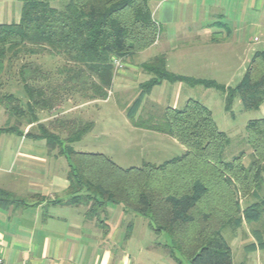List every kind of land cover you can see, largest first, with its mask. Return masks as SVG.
<instances>
[{"label":"trees","instance_id":"16d2710c","mask_svg":"<svg viewBox=\"0 0 264 264\" xmlns=\"http://www.w3.org/2000/svg\"><path fill=\"white\" fill-rule=\"evenodd\" d=\"M55 2L24 0L18 23L0 24V105L18 120L28 116L26 125L36 126L39 134L28 130L25 136L44 140L48 151L57 150L66 159L65 204L84 205L85 216L98 220L100 226V215L108 205H122L149 219L152 231L166 233L169 249L190 264H232L230 246L221 234L223 226L257 224L264 216V198L241 209L237 196H249L251 189L263 184L264 118L247 123L245 139L253 160L244 167L243 153L225 160L228 137L216 128L210 111L193 99L180 109L167 107L159 118L156 110L141 113L136 120L135 115L143 97L163 81L214 88L226 95L228 105L239 97L244 111L258 110L264 104V50L253 55L235 88L175 76L167 70L164 54L141 64L150 78L139 84L132 104H121V108L133 127L169 136L185 150L181 157L160 165L123 169L103 154L71 147L91 130V122L63 119L55 123L56 133L42 125L40 114L53 113L66 101H105L111 93L115 61L131 59L154 45L159 25L148 0H66L60 9L52 5ZM44 55L56 59L58 65L41 67L36 59ZM13 68L24 87L26 109L12 94L1 91L7 71ZM4 130L21 134L15 125L0 128ZM209 169L219 176L216 186L204 178L203 172ZM229 178L239 182V190L233 185L231 190ZM10 206L27 203L0 189V207ZM253 235L257 245L264 246L261 233L254 231Z\"/></svg>","mask_w":264,"mask_h":264},{"label":"rangeland","instance_id":"374dc122","mask_svg":"<svg viewBox=\"0 0 264 264\" xmlns=\"http://www.w3.org/2000/svg\"><path fill=\"white\" fill-rule=\"evenodd\" d=\"M7 2L15 6L17 0H0V3ZM66 0H57L52 5L55 8H62ZM171 25L167 26V31L161 30L157 41L148 49L135 54L131 59L118 61L120 69H116L113 78L111 93L105 101L95 103L75 104L74 101L61 103V107L53 113H41L40 117L45 118L42 125L46 129H54L56 133L59 128L55 123L63 119H71L81 122H91V130L78 142L71 144V147L78 152L100 153L110 158L116 165L123 169L130 167L141 168L144 164L160 165L173 158L181 157L184 147L175 139L156 132L138 129L132 126L124 110L132 104L139 91V84L146 82L150 76L141 68V64L150 61L159 54H164L167 70L175 76H187L188 78L201 79L207 82H214L225 88H235L249 68L253 55L262 50L261 45L238 47H216L215 49H183L176 48L174 51L170 47L174 35L178 33L180 19L174 18ZM36 63L45 69H53L58 65L54 58L44 55L36 59ZM15 69L8 70L1 91L12 94L26 109L27 98L23 85L16 79ZM182 76V77H183ZM193 99L205 106L211 113L216 128L226 134L229 139L225 146L224 158L231 161L243 153L242 164L248 167L253 160V155L246 142V126L251 120L264 118V104L258 110L244 111L239 97H234L230 104L226 102V95L214 88H206L198 85L190 87L187 84L168 83L163 81L153 86L149 93L142 99L139 110L135 115V120L141 117V113L157 112L158 118L167 108H182L186 100ZM10 126L15 125L24 137V129L27 126V117L18 120L14 116L5 113L0 105V127L5 125L6 120ZM20 122L19 124L15 123ZM28 130L33 135H38V128L29 125ZM66 131H62L65 137ZM4 139H14L15 145L22 142L20 136L3 135ZM1 137V138H2ZM19 137V139H18ZM5 147L10 151L14 144ZM13 141V140H12ZM22 143L19 144L21 146ZM57 152V150L53 151ZM60 168L67 169V161L62 157L55 159ZM53 161V158L50 160ZM263 184L260 189H251L250 195L238 196L239 207L244 209L249 204L259 202L264 198V162ZM204 178L210 186L219 184L218 174L209 169L204 171ZM233 189L239 190V182L229 178ZM235 185V186H234ZM235 187V188H234ZM241 195V196H240ZM123 233L126 234V224L132 223V241L146 244L145 246H164L170 245V237L166 233H154L148 225L150 220L146 217L129 211L123 215ZM232 221V220H231ZM144 225V228L142 227ZM259 231L264 242V216L257 224H247L242 222L239 227L235 224H226L221 230L223 238L230 246L232 253V264H264V246H258L253 232ZM117 251V250H116ZM182 259V264H190L189 261Z\"/></svg>","mask_w":264,"mask_h":264},{"label":"crops","instance_id":"0c3cea01","mask_svg":"<svg viewBox=\"0 0 264 264\" xmlns=\"http://www.w3.org/2000/svg\"><path fill=\"white\" fill-rule=\"evenodd\" d=\"M23 1L0 3V24L18 23ZM148 5L160 30L167 31L175 17L181 20L177 32L183 34L170 37L172 51L253 44L264 50V0H148ZM8 118L0 128L11 127ZM29 127L24 137L0 131V189L27 203L0 207V250L6 264H182L180 253L167 244L147 247L132 241L130 222H124V235L122 216L129 211L122 205H108L100 226L85 216L84 205L65 204L68 164L63 170L56 164L62 157L58 152L48 151L42 139L25 136ZM3 135L20 136L22 145ZM8 140L15 145L10 151Z\"/></svg>","mask_w":264,"mask_h":264},{"label":"built area","instance_id":"2783aa9c","mask_svg":"<svg viewBox=\"0 0 264 264\" xmlns=\"http://www.w3.org/2000/svg\"><path fill=\"white\" fill-rule=\"evenodd\" d=\"M114 64H115V67H116L117 70L121 68V64H120L118 61H115ZM0 264H6V262H5V260H4V257H3V255H2L1 250H0ZM23 264H24V263H23Z\"/></svg>","mask_w":264,"mask_h":264}]
</instances>
